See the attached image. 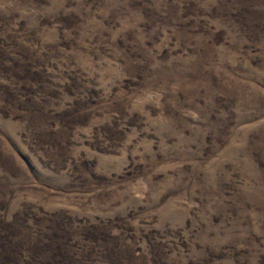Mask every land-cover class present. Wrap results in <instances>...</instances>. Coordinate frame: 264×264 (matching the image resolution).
I'll list each match as a JSON object with an SVG mask.
<instances>
[{"label": "rangeland", "instance_id": "rangeland-1", "mask_svg": "<svg viewBox=\"0 0 264 264\" xmlns=\"http://www.w3.org/2000/svg\"><path fill=\"white\" fill-rule=\"evenodd\" d=\"M0 264H264V0H0Z\"/></svg>", "mask_w": 264, "mask_h": 264}]
</instances>
